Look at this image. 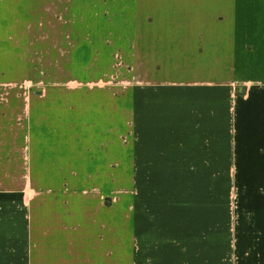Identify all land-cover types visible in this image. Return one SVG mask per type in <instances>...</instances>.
<instances>
[{"label":"crops","instance_id":"0c3cea01","mask_svg":"<svg viewBox=\"0 0 264 264\" xmlns=\"http://www.w3.org/2000/svg\"><path fill=\"white\" fill-rule=\"evenodd\" d=\"M202 1L0 0V66L132 82L0 88V264H264V0Z\"/></svg>","mask_w":264,"mask_h":264},{"label":"rangeland","instance_id":"374dc122","mask_svg":"<svg viewBox=\"0 0 264 264\" xmlns=\"http://www.w3.org/2000/svg\"><path fill=\"white\" fill-rule=\"evenodd\" d=\"M178 3V2H177ZM191 2H188L187 5H190ZM16 5L15 3H13ZM201 5L204 6L205 9H210V0H203ZM109 67V66H108ZM107 66H95L92 68L93 72L99 70H105L108 68ZM0 68H6L8 76L12 77L10 81H0V88H11L13 91V101L12 104H19L21 103H35V95L38 93L39 90H46V89H57V90H68V89H87L91 91L86 100L93 103L94 101H98L100 103H108L114 104L115 97L112 94L114 92L123 93V101H118L119 103L128 104L129 103V96L127 93L130 91L132 82L128 79V72H124V77L122 81L116 80H97V81H65V80H39L37 79V74L39 70H37V66L35 65H25V64H14L11 66H0ZM60 68V69H59ZM56 66L54 68V72H59L62 70L61 66ZM77 72H82L80 69H76ZM90 71V70H89ZM66 74V73H65ZM67 75V74H66ZM94 89H101L103 91H107V95L104 94L102 96H95ZM50 98V97H49ZM46 99V98H45ZM55 101L59 102L62 100H67L66 96H59L54 98ZM121 99V100H122ZM78 100L81 103L85 102V98L78 97ZM24 101V102H22ZM163 178H155V182L160 181ZM240 179V178H239ZM255 183H257L258 178H252ZM239 181V180H238ZM236 178L231 177H221L220 178V188H226L229 186L230 192L226 197V194L222 196L221 194V203L227 204L229 208V213L232 216V223L235 217H238L241 213V210L237 209L238 203V194L235 192V184ZM241 184H243L241 182ZM241 184L238 186L242 188ZM224 202V203H223ZM222 211V210H221Z\"/></svg>","mask_w":264,"mask_h":264}]
</instances>
